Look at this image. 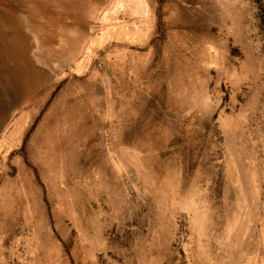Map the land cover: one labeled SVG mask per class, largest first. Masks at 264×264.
Wrapping results in <instances>:
<instances>
[{"label": "rangeland", "instance_id": "rangeland-1", "mask_svg": "<svg viewBox=\"0 0 264 264\" xmlns=\"http://www.w3.org/2000/svg\"><path fill=\"white\" fill-rule=\"evenodd\" d=\"M63 1L0 0V264H264V0Z\"/></svg>", "mask_w": 264, "mask_h": 264}, {"label": "bare ground", "instance_id": "bare-ground-1", "mask_svg": "<svg viewBox=\"0 0 264 264\" xmlns=\"http://www.w3.org/2000/svg\"><path fill=\"white\" fill-rule=\"evenodd\" d=\"M61 3H62V2H61ZM63 6H64V7H63ZM62 7H63L65 10H68L69 8H71V9H72V12L74 13V14H72V13H71V14L74 15V17H76V18H78V17H80L81 15H83V12H84V10H85V9H84V8H85V7H84V4H83L82 1H80V0H79V1H77V0H64V1H63V5H62ZM91 7H92V6H91ZM39 8H40V7H39ZM89 8H90V7H89ZM11 9H12V8H11ZM30 9H31V8H30ZM37 9H38V6H37ZM37 9H36V10H37ZM87 9H88V8H87ZM93 9H94V8H93ZM42 10H43V9L41 8V11H42ZM65 10H64V11H65ZM12 11H13V10H12ZM32 11H33V10H32ZM44 11H45V10H44ZM49 11H50V10H49ZM7 12H8V9H7ZM38 12H39V11H38ZM66 12H67V11H66ZM91 12H92V11H91ZM31 13L34 14V13H37V12H35V10H34V11L31 12ZM39 13H40V12H39ZM46 13H47V12H46ZM48 13H49V12H48ZM48 13H47V14H48ZM8 14H10V16H11V14H13V15H12L13 17L15 16V14H14V13H11L10 11H9ZM52 14H53V12H52ZM52 14L50 15V17L52 16ZM71 14H70V17L72 16ZM88 14H89V13H88ZM0 15H1V14H0ZM37 15H38V14H37ZM85 15H86V14H84V16H83V17H85L84 20L86 19V16H85ZM46 16H47V15H46ZM59 16H60V15H59ZM59 16H58V17H59ZM68 16H69V15H68ZM88 16H89V15H88ZM8 17H9V16H8ZM48 17H49V16H48ZM48 17H47V18H48ZM52 18H53V17H52ZM72 18H73V17H72ZM72 18H71V19H72ZM76 18H75V19H76ZM11 19H12V18H11ZM15 19H16V17H15ZM17 19H18V18H17ZM54 19H55V18H54ZM61 19H62V18H61ZM0 20H1V19H0ZM20 20H21V19H20ZM48 20H51V18H50V19H47V22H49ZM56 20H57V19H56ZM63 20H64V19H63ZM14 21H15V20H14ZM18 21H19V20H18ZM52 21H53V20H52ZM58 21H59V19H58ZM72 21H73V20H72ZM74 21H75V20H74ZM74 21H73V22H74ZM76 21H77V20H76ZM47 22H46V23H47ZM62 22H64V21H62ZM84 22H85V21H84ZM18 23H19V22H18ZM20 23H21V22H20ZM64 23H67V22H64ZM77 23H78V22H76V25H77ZM79 23H80V22H79ZM47 24H48V23H47ZM51 24H52V22H51ZM55 24H56V23H54L53 25H55ZM61 24H63V23H61ZM44 25H45V23H44ZM57 25H58V24H57ZM64 25H66V24H64ZM64 25H63V26H64ZM67 25H69V24H67ZM76 25H75V26H76ZM78 25H79V24H78ZM80 25H81V24H80ZM83 25H84V24H83ZM85 25H86V24H85ZM85 25H84V26H85ZM37 26H38V25H37ZM45 26H46V25H45ZM48 27H50V25H49ZM55 27H56V26H55ZM77 27H78V26H77ZM39 28H40V26H39ZM46 28H47V27H46ZM79 28H80V27H79ZM84 28H85V27H84ZM63 29H64V28H63ZM51 30H52V28H51ZM64 30H65V29H64ZM53 31H54V30H53ZM52 34H53V33H52ZM74 34H76V31L74 32ZM60 35H61V34H60ZM64 35H65V34H64ZM70 35H73V33L70 34ZM53 36H54V35H53ZM66 36H67V34H66ZM50 37H51V35H50V31H49V36L47 37V39H48L49 41H50V39H51ZM55 38H56V37H55ZM45 39H46V37H45ZM45 39H44V40H45ZM83 40H84V39H83ZM49 41H47V43H48ZM65 41H66V40H65ZM51 42H52V41H51ZM43 43L46 44V41H45V42L43 41ZM66 43H67V42H66ZM46 45H47V44H46ZM69 46H70V45H69ZM85 47H86V46H85ZM67 48H68V47H67ZM70 48H72V47H70ZM70 48H68V49H70ZM86 48H87V47H86ZM68 52H69V51H68ZM77 53H78V52H77ZM78 54H81V53H78ZM78 54H77V55H78ZM72 56H73V55H72ZM32 241H33V240H32ZM37 245H38V244H37ZM37 258H38V257H37ZM37 258L35 259V262H38L39 259H37ZM43 259L46 260V262L49 264L50 257H49L48 255H45ZM40 260H41V259H40ZM40 260H39V261H40ZM44 260H43V261H44ZM0 262H1V261H0ZM4 262H5V261H4ZM2 264H3V263H2Z\"/></svg>", "mask_w": 264, "mask_h": 264}]
</instances>
